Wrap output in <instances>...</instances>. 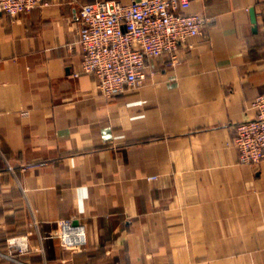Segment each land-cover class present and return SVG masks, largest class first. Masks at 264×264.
<instances>
[{"label":"crops","instance_id":"0c3cea01","mask_svg":"<svg viewBox=\"0 0 264 264\" xmlns=\"http://www.w3.org/2000/svg\"><path fill=\"white\" fill-rule=\"evenodd\" d=\"M93 1L0 14V250L30 247L0 264H264V161L233 143L264 94V0H191L209 23L114 98L83 70ZM70 217L81 248L50 237Z\"/></svg>","mask_w":264,"mask_h":264},{"label":"built area","instance_id":"2783aa9c","mask_svg":"<svg viewBox=\"0 0 264 264\" xmlns=\"http://www.w3.org/2000/svg\"><path fill=\"white\" fill-rule=\"evenodd\" d=\"M43 0H0V14L18 16L41 5ZM191 0H96L81 4L74 13L80 25L83 70L96 77L107 98L124 94L148 78L151 58L170 55L175 60L182 44L198 36L209 23L201 13L189 12ZM252 107L256 116L239 123L233 143L242 164L264 161V94ZM50 237L65 249L87 243L85 226L76 217L62 219ZM27 235L10 236L0 255L14 262L29 252Z\"/></svg>","mask_w":264,"mask_h":264},{"label":"water","instance_id":"95a60500","mask_svg":"<svg viewBox=\"0 0 264 264\" xmlns=\"http://www.w3.org/2000/svg\"><path fill=\"white\" fill-rule=\"evenodd\" d=\"M251 13H252V20H253V22L255 23V22H256L255 10L252 9V10H251Z\"/></svg>","mask_w":264,"mask_h":264},{"label":"rangeland","instance_id":"374dc122","mask_svg":"<svg viewBox=\"0 0 264 264\" xmlns=\"http://www.w3.org/2000/svg\"><path fill=\"white\" fill-rule=\"evenodd\" d=\"M240 161V160H239ZM241 163V162H240Z\"/></svg>","mask_w":264,"mask_h":264}]
</instances>
